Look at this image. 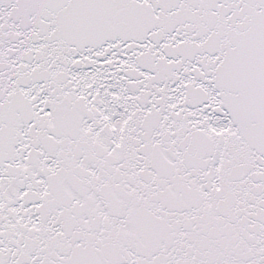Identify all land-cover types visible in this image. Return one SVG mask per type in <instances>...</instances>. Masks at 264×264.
I'll use <instances>...</instances> for the list:
<instances>
[{"label":"snow or ice","instance_id":"obj_1","mask_svg":"<svg viewBox=\"0 0 264 264\" xmlns=\"http://www.w3.org/2000/svg\"><path fill=\"white\" fill-rule=\"evenodd\" d=\"M0 264H264V0H0Z\"/></svg>","mask_w":264,"mask_h":264}]
</instances>
